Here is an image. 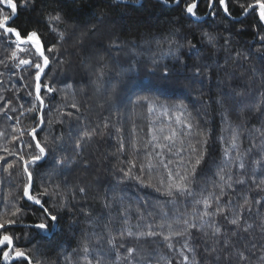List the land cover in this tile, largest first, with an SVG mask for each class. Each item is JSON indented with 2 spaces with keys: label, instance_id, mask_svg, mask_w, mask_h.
I'll return each instance as SVG.
<instances>
[{
  "label": "trees",
  "instance_id": "1",
  "mask_svg": "<svg viewBox=\"0 0 264 264\" xmlns=\"http://www.w3.org/2000/svg\"><path fill=\"white\" fill-rule=\"evenodd\" d=\"M16 2L19 14L13 26L25 32L36 31L45 50L56 40V34L49 28V14L58 12L62 15L64 22L56 27L67 37L61 53L67 63L62 66L63 70L50 64L53 70L50 75L55 81L53 86L57 89L67 88L62 83L65 80L68 84H73L67 99L62 92L48 95L43 88L41 90V95L46 100V120L51 123H46L43 130L39 131L38 139L43 143L45 136H48L51 154L36 167L32 194L42 191L41 184L48 185L50 192L55 185H60L67 207L60 210L62 220L55 228L39 232L24 227L38 222L39 212L33 211L38 206L32 205L26 198L20 199L23 185L27 183L22 168L17 165L11 170L13 174L9 175L3 170V162H0V216L14 207L24 204L29 206L23 214V224L17 226V234L22 235L24 231L31 233L33 247L39 249L37 259L44 264H69V260L74 262L80 259L83 264L82 244L89 242L90 258L97 256L104 264H123L116 257L117 254L125 255L128 247L137 249L143 255L141 264H166L167 261L175 264L180 258L167 248L168 242L162 236L137 239L128 237L126 232L123 236L119 233L128 227L121 222L125 215L130 225L144 224L143 230L147 231L146 225L151 223L153 230L168 234L167 227L159 228L161 223L167 224L177 219L181 222L183 219L191 220L196 211L203 210V205L194 204L191 198L186 200L177 196L175 203H172L171 198L165 194L168 170L173 173L183 172L186 168H191L189 159L194 163L196 153L191 152L192 146L205 151V160L197 167L193 185V188L202 190L204 197H209V194L218 195L221 189L227 193L221 204H226L229 200L233 204L242 202L240 198L243 195H248L250 199L254 196L264 197V192L257 193L255 186L251 185L253 177L257 182L264 180V167L251 163L255 158L264 161L257 131L264 128V113L256 111V107H264V42L259 39L260 35H264V23L259 22L258 9L254 16L251 13L245 15L240 7V4L254 0H226L230 15L217 4L215 18L208 16L206 0H201L198 5L199 20L188 17L183 11V4L178 6L174 0H168L167 3L164 0H35L34 8L27 9L19 7L22 0ZM202 32L212 33L216 37L215 43L210 44L203 39ZM173 40L176 43L171 44L169 51V44ZM112 41H118L123 49L118 56L115 52L112 55L108 53ZM189 41L196 47L189 48ZM178 44L183 47H178ZM134 45L138 47L133 48ZM21 47L28 51L20 52L15 46L7 48L0 44V58L8 57L10 66L17 65L12 71L0 65V72L4 73L0 77V96L5 100L12 99L17 106L23 103L28 107V102L33 98L27 95L28 88L25 84L34 85V78L30 73L20 70L23 66H18V59L30 58L34 47ZM12 51L17 53L16 61L11 60ZM132 56L139 63L140 75L154 69L159 71L167 66L168 71L183 86L170 95L150 97V101L157 105L152 113L148 112L147 104L137 103L141 94L134 90L136 74L124 71ZM82 60L88 61L87 68L81 64ZM153 60L158 62L157 65L152 64ZM197 68L200 69L198 76L195 75ZM100 73L104 74L103 81L98 80ZM47 82L42 77V83ZM98 85H102L99 91ZM113 87L116 89L114 94ZM73 100L80 106L79 112L71 108ZM181 102L187 106L191 117L187 113L165 114L159 107L160 104L174 105ZM49 108L52 109L51 112L48 111ZM57 109L64 113L72 112L73 117L62 116ZM8 115L14 119L7 120L0 114V132H5L7 137L0 138V149L13 148L18 143L10 140L17 113L9 112ZM33 115L29 113L20 117L21 125H15L17 133L21 127L30 129L34 126ZM178 115L181 123L176 121ZM58 120H63L64 123H57ZM105 122L109 124L107 129L103 127ZM187 122L194 125L191 132L183 127ZM229 124L240 133L237 142L245 161L243 176L236 167L231 171L233 181L238 178L246 181L244 185L233 184L237 189L235 193L226 187L227 177L224 182H220L218 175L220 167L224 166L223 149L227 146L221 142V136L225 140L229 138L230 130H226ZM197 125L199 130L206 131L212 137L206 150L198 143L201 137L196 135ZM85 127L96 128L102 135L83 141L81 151L74 148V139L70 138L69 133H79ZM117 127L123 129L119 135L125 144L124 153L118 151ZM161 128L164 129L163 132L159 131ZM172 130L177 135L173 138L175 144L171 145L170 154L167 147L170 142L162 137L170 135ZM61 132L64 134L63 143L53 142L52 138L59 136ZM152 134L160 139L152 141L148 151L152 152L153 157L156 152H162L165 162L171 160L172 163L169 169H165L154 158L152 163L155 168L149 173L144 145L151 141ZM24 139L30 137L26 135ZM133 140L138 152L133 150ZM253 141L258 147L247 153L246 150ZM157 143L164 147L153 151L152 145ZM61 147L63 151L60 150ZM181 148L184 149L183 152H180ZM0 155L12 159L2 150ZM54 158L63 159V167L54 163ZM130 162L137 164L133 173L141 175L145 184L150 181L152 187L141 186L139 181L124 177L119 169H126ZM141 164L145 167L143 174L139 173ZM161 181H164V185L158 192L156 188L161 187ZM214 184L219 186L214 187ZM80 187L87 189L86 195L79 193ZM114 196L117 197L115 201ZM120 197H123L122 203ZM201 198L198 193L197 199ZM42 199L48 200L49 197ZM106 204L110 207H105ZM214 207L215 204L213 209ZM81 208L91 214V218L98 222V227L94 229L88 223V217L81 214ZM137 209L144 214L143 219ZM164 212L168 213L167 217L163 215ZM260 215L264 216V213ZM216 219L222 226L231 227L222 217L218 216ZM109 220L113 222V226L105 229L103 224ZM178 226L179 224H174V228ZM192 232L195 233V230ZM113 237V243L117 246L115 248L107 243ZM184 239L173 237L171 242L179 250ZM204 241L202 233H196L190 241L197 245L198 260L203 258L200 253L203 252ZM120 244L124 248H119ZM101 251H107L108 255L101 256Z\"/></svg>",
  "mask_w": 264,
  "mask_h": 264
},
{
  "label": "snow or ice",
  "instance_id": "2",
  "mask_svg": "<svg viewBox=\"0 0 264 264\" xmlns=\"http://www.w3.org/2000/svg\"><path fill=\"white\" fill-rule=\"evenodd\" d=\"M165 3L168 0H164ZM201 0H191V2H186V0H174L176 5L183 4L184 13L195 20H199L198 15V5ZM223 9L226 14H229V8L226 3V0H206V9L208 16L215 18L217 16V7L216 5ZM35 0H22L19 7L27 9L29 7L34 8ZM240 7L243 9L245 15L251 13L252 15H257L260 23H264V0H254V2L247 4H240ZM18 4L16 0H0V44H4L7 48H12L15 46L20 52L28 51V49L21 47V45H31L34 47V52H30V58H17L16 51L11 52V60L16 61L18 59V66H23L20 70L23 73H30L31 77L34 78V85L25 84V87L28 88L27 95L32 97L28 103L30 106L25 107L23 103L18 106L14 103L12 99H7L3 96H0V114L4 116L7 120H13L12 116H9L8 113H17L15 116V125H21L20 117L25 116L26 114H34L32 120L34 121V126L30 129L21 127L17 133L15 125L12 127V133L10 140L15 143L13 148L3 147V152L8 154V157L12 159L9 160L6 156L0 155V162H3V170L8 172L9 175H12L13 170L17 165L22 168L23 173L27 177V183L23 185L21 200L31 202L32 205L38 206V209L33 210L39 212L38 222L24 225L25 228L36 229L39 232H47L51 228H55L62 217L59 215L61 209L67 207V201L63 198V194L60 190V185H55L53 190L49 191V186L41 184L42 191L32 194L34 190L33 176L36 170V167L48 158L51 154L49 149V138L45 136L44 142L42 143L38 139L39 131L43 130V127L46 123H51L50 120H46L45 107L46 100L44 96L41 95V90L43 88L44 92L48 95L55 93L57 91L64 93V98L67 99L68 92L72 90L73 84H68L67 80L62 81V83L67 85L66 89H57L53 85L55 81L51 79L50 73L52 69L50 64H55L57 68H61L67 63L65 58L61 55L64 44L67 42V37L63 31H58L56 25L64 22L63 17L60 13H51L49 14V28L52 33L56 34V40L50 46L46 47L42 44L41 40L38 37L36 31L25 32L22 31L19 27H14L16 17L18 15ZM202 38L206 39L210 44L215 43L216 37L210 32H202ZM184 39H187L185 37ZM260 41L264 42V35L259 36ZM228 43V41H225ZM176 43V41H171L169 44V51H171V44ZM178 47H183V45H177ZM138 46H133L136 48ZM189 48H195V44L191 41L188 42ZM123 51L118 41L110 42L108 53L112 55L113 52L118 56L119 53ZM47 52V54H46ZM183 62V61H179ZM118 63V61H117ZM157 61L153 60L152 64L157 65ZM81 64L84 68L88 67V61L82 60ZM0 65H3L8 71H12L13 67L17 65L9 64V58L4 57L0 58ZM139 63L136 61V57H130L128 66L124 71L128 73H135V84L134 90L138 91L140 99L137 103H144L148 106V112L152 113L157 105L150 101V97H163L174 93L178 88L183 87L179 80L174 78L173 74L168 71L167 66H164L162 70H152L144 75H140L138 72ZM47 70V71H46ZM200 74V69H195V75ZM4 75L3 72H0V77ZM42 77L47 83H42ZM23 79V77H21ZM104 74L100 73L98 76L99 81H103ZM2 83V81H0ZM102 85H98V91ZM34 89V90H33ZM116 91L115 87L112 88V94ZM111 95V94H110ZM19 99V97H17ZM50 103V101H49ZM71 108L76 109L77 112L80 111V106L73 100L71 103ZM102 106V105H101ZM159 107L163 110L165 114L169 113H179L183 115L185 113L191 117V113L188 112L187 106L181 102L174 105L160 104ZM49 112L52 111L51 108L48 109ZM257 112L264 113V107H256ZM57 112H60L57 109ZM60 115L67 116L68 118L73 117L72 112H60ZM180 115L176 117L177 123H181ZM227 120V116H225ZM57 123L63 124V120H58ZM99 125L96 126L98 128ZM103 127L107 129L109 127L108 122L103 124ZM183 127L186 128L189 132L192 131L194 125L190 122L184 123ZM196 135L201 137L198 141L201 144L202 148L207 149L209 140L212 138L206 131L199 130L198 125ZM96 128L85 127L79 133H69L70 138L74 139V148L80 149L82 151V142L85 140H92V138L98 134ZM117 144L118 151L124 153L125 144L123 138L119 135L122 133L123 129L117 127ZM230 130V136L227 140L224 139L223 135L221 136V142L225 143L227 146L223 149L222 164L223 167H220L219 172V181L224 182L227 177L228 183L226 187L231 188L233 193L237 191L233 184L244 185L245 179L238 178L233 181L231 171L233 167H236L240 170L241 176H243L245 170V161L242 158L240 152V145L238 144V139L240 133L236 131L231 124L228 125ZM160 132H163L164 129H159ZM259 138H260V152L264 153V128L258 129ZM135 132V128L133 129ZM30 137V139H24L25 136ZM51 135V133L49 134ZM177 135L175 130L171 131L170 135H164L163 140L169 141L170 144L167 145L169 148V153H172L171 145L175 144L173 139ZM183 135V133H181ZM0 138H7L5 132H0ZM53 142L63 143L64 134L61 132L59 136H54ZM160 137L155 134H152L151 141L144 145V154L147 160V169L148 172L155 168V165L152 163L153 159H158V162L163 165L165 169H169V165L172 163L171 160L165 162V158L162 152H156L155 157H153L152 152L148 151V146L152 144V141H158ZM132 147L135 152H138L139 149L136 148L135 140L132 142ZM153 151L155 148L164 147L160 144L152 145ZM258 145L253 141L250 147L246 150L247 153H251L253 149L257 148ZM63 151V147L60 148ZM184 149L181 148L180 152H183ZM191 152L196 153V158L194 163L189 159L188 163L191 165L190 169H185L183 172L176 171L173 173L170 169L167 173L168 186L165 190V194L170 197V202L175 203L177 196L184 197L186 200L191 198L194 204L203 205V210H198L193 214L191 220L183 219L182 222L177 219L176 221L159 225L160 229L167 227L168 234H164L162 231L153 230L152 224L148 223L146 225L147 231H144V224L137 223L136 225H130L128 217L125 215L122 219V224L128 225L123 231L119 234L121 236L126 235L128 237H135L137 239L142 237H161L167 243V248L176 253L180 258L175 261V264H264V216L260 215L264 213V197L254 196L249 198L248 195H243L240 199L242 202L233 204L229 200L226 204H221L222 198L227 195V193L221 189L220 193L215 196L204 197L202 190L193 188L195 184V178L197 176V167L205 160V151L198 150L195 146L191 147ZM235 152V155H233ZM54 163H57L63 167L64 160L59 159L55 160ZM121 163H124L121 161ZM183 163V160H181ZM215 163V162H214ZM252 164L257 166L264 167V161L259 158L251 160ZM85 167L87 164L85 162ZM137 168L135 162H130L129 167L120 168L119 171L123 173L124 177L129 179L137 180L141 183V186L152 187L151 182L147 184L144 183L141 175H136L133 173V169ZM139 173H145V167L143 164L139 166ZM164 181H161V187H157L156 191L160 192L163 188ZM251 185L255 186L257 193L264 192V180L259 182L253 177L251 178ZM219 185L214 184V187ZM79 193L84 196L87 193L85 187H80L78 189ZM202 197L197 199V195ZM43 197H49L48 200L42 199ZM55 197V199H53ZM73 198H75V193H73ZM117 197H113L115 201ZM120 202H123V197L119 198ZM49 203L51 206H48ZM213 204L215 207L213 209ZM29 206L24 204L22 206L14 207L10 212H5L0 216V264H44L43 261L37 259L39 256V249L33 247V241L31 240V233L24 231L22 235L17 234V226L23 224V214L25 209ZM105 207H110L109 204H106ZM209 209H213L209 211ZM255 209V211H254ZM81 214L85 217H88V223L93 226L95 229L99 226L96 220L91 218V214L84 211L81 208ZM127 211V210H125ZM137 212H140L137 209ZM143 213L140 212V217L143 219ZM165 217L168 216L167 212H164ZM222 217L227 221L228 225L231 227H224L218 221L217 217ZM174 224H179L178 227L174 228ZM113 226V222L109 220L107 223L103 224L105 229ZM133 228L136 230L134 231ZM195 230V233L192 232ZM196 233H202L205 238L203 252L200 255L203 257L198 260L197 257V245L191 243L192 236ZM173 237L185 238L184 243L181 245L180 249H176L174 244L171 242ZM112 239H109L107 243L113 248L117 247ZM25 241L21 243V241ZM119 248H124L123 244L118 246ZM126 254L120 256L117 254V260H122L123 264H141L143 255L133 247H128ZM81 253L83 257V264H104V262L97 256H91L90 258V244L85 242L82 244ZM101 256L108 255L107 251H101ZM138 256L140 258H138ZM69 264H81L80 259H76L74 262L69 260ZM158 264V262H157ZM166 264H173L172 261H167Z\"/></svg>",
  "mask_w": 264,
  "mask_h": 264
}]
</instances>
